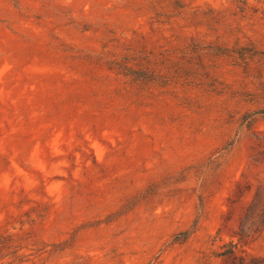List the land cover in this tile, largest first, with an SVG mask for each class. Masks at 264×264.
I'll use <instances>...</instances> for the list:
<instances>
[{
	"label": "rangeland",
	"instance_id": "1",
	"mask_svg": "<svg viewBox=\"0 0 264 264\" xmlns=\"http://www.w3.org/2000/svg\"><path fill=\"white\" fill-rule=\"evenodd\" d=\"M263 8L0 0V234L23 264L264 261V227L239 241L264 208ZM129 58L161 78L111 69Z\"/></svg>",
	"mask_w": 264,
	"mask_h": 264
},
{
	"label": "trees",
	"instance_id": "2",
	"mask_svg": "<svg viewBox=\"0 0 264 264\" xmlns=\"http://www.w3.org/2000/svg\"><path fill=\"white\" fill-rule=\"evenodd\" d=\"M259 3L264 4V0H256ZM248 0H244V5ZM173 4V2H171ZM174 5H177V2L174 3ZM262 14L264 16V8L262 11ZM244 65L246 68L249 66V61H245ZM111 69L115 70L118 75L123 76L127 80H130L132 83L141 84L143 86L150 85L152 83H155L157 79L161 78L158 75V66L155 64L150 63L147 59H137V58H129L124 59L122 61H116L113 60L110 62ZM168 78V84L172 85L175 84V76L174 77H167ZM213 87L215 90L219 89V83L217 80L214 79L213 81ZM231 94V93H230ZM233 97H237V99L240 97L241 99H247V97H250L248 101L253 102L256 99V96L245 94L244 93H238L233 92ZM256 114H262L264 115V107L258 108L252 115ZM251 117V114L248 116H245L244 119L247 120ZM258 202L254 203L249 207V209L246 211L241 224H240V233H239V241L244 242L249 237V232L251 231H258L259 229L264 227V208L260 209V214L258 216H255V211L258 208ZM246 226H248L246 228ZM240 243H234L231 242L224 246L226 250H224L221 253H212L211 256H209L206 259V262H209L210 259L213 258H224V262L228 264H264V261H261L262 263H258L256 261L251 260L248 261L246 256H243L241 252L238 251V246ZM23 248H21L19 245H17V239L14 235H2L0 234V264H23L26 260V255L21 253Z\"/></svg>",
	"mask_w": 264,
	"mask_h": 264
}]
</instances>
